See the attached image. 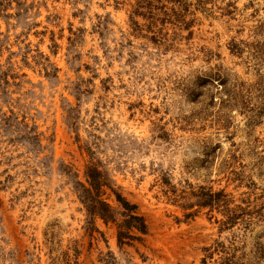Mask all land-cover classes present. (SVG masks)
<instances>
[{"label":"rangeland","instance_id":"374dc122","mask_svg":"<svg viewBox=\"0 0 264 264\" xmlns=\"http://www.w3.org/2000/svg\"><path fill=\"white\" fill-rule=\"evenodd\" d=\"M0 264H264V0H0Z\"/></svg>","mask_w":264,"mask_h":264},{"label":"trees","instance_id":"16d2710c","mask_svg":"<svg viewBox=\"0 0 264 264\" xmlns=\"http://www.w3.org/2000/svg\"><path fill=\"white\" fill-rule=\"evenodd\" d=\"M89 178L90 188L84 189L86 196L87 210L92 216H98L106 224L113 222V212L110 205L99 199L101 188L107 186L105 178L95 168H88L87 172ZM117 203L122 207V215L125 217L121 223L117 225V241L119 244L123 243L124 239L133 240L134 236L130 235L132 230H136L141 234L146 233V226L141 216L137 215L136 206L129 204L120 196H116Z\"/></svg>","mask_w":264,"mask_h":264}]
</instances>
